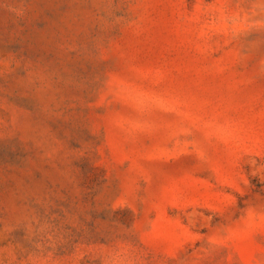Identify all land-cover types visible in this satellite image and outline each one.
Here are the masks:
<instances>
[{
    "label": "rangeland",
    "instance_id": "374dc122",
    "mask_svg": "<svg viewBox=\"0 0 264 264\" xmlns=\"http://www.w3.org/2000/svg\"><path fill=\"white\" fill-rule=\"evenodd\" d=\"M0 264H264V0H0Z\"/></svg>",
    "mask_w": 264,
    "mask_h": 264
}]
</instances>
